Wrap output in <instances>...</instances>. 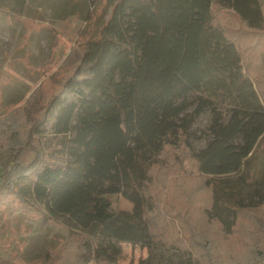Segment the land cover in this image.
<instances>
[{
    "label": "trees",
    "instance_id": "16d2710c",
    "mask_svg": "<svg viewBox=\"0 0 264 264\" xmlns=\"http://www.w3.org/2000/svg\"><path fill=\"white\" fill-rule=\"evenodd\" d=\"M102 1L84 0L91 9ZM106 1L108 18L86 40L73 74L26 137L13 113L0 119V200L12 197L79 234L81 254L99 264H119L118 242L141 243L147 257L138 264H153L158 242L144 189L154 158L167 145L181 141L204 179L208 222L230 235L248 208L245 176L239 185L231 176L243 173L259 143L264 153V97L224 26L210 15L214 9L231 13L252 33L264 30V15L258 0ZM25 5L0 0V17ZM204 114L209 139L194 151L191 128ZM36 133L58 137L56 144L40 147ZM54 150L67 158H49ZM29 151L33 155L24 157ZM109 194L121 195L131 210L111 215ZM250 256L247 264H264V243ZM32 264L53 262L46 253Z\"/></svg>",
    "mask_w": 264,
    "mask_h": 264
},
{
    "label": "rangeland",
    "instance_id": "374dc122",
    "mask_svg": "<svg viewBox=\"0 0 264 264\" xmlns=\"http://www.w3.org/2000/svg\"><path fill=\"white\" fill-rule=\"evenodd\" d=\"M264 15V0H258ZM103 0L91 9L84 0H26L21 12L0 17V119L9 113L17 118L20 136L40 120L49 101L57 95L79 64L86 40L96 35L100 22L108 18L110 6ZM10 7L15 8L11 2ZM90 18L86 21L85 17ZM210 18L224 26L235 43L254 88L264 97V30L247 31L231 13L213 10ZM210 19L208 18V21ZM206 31L202 34L205 37ZM202 43V41H201ZM202 44L200 66L202 68ZM204 89V76L202 87ZM225 108H222L223 112ZM36 121V122H37ZM210 117L204 114L191 128V149L198 151L209 139ZM34 142L52 148L58 137H42ZM259 143L243 173L231 176L235 184L245 176V203L236 226L225 235L204 212L210 192L198 175L187 149L176 142L167 145L154 158L144 189L151 203L147 216L158 242V257L153 264H177L178 259L196 264H247L254 246L264 243V153ZM26 152L24 157L32 156ZM49 158L65 159L54 150ZM108 212L130 211L132 204L119 194L105 195ZM80 236L22 207L12 197L0 200V264H32L46 253L53 264H99L78 247ZM119 264H138L147 257L141 243L118 242Z\"/></svg>",
    "mask_w": 264,
    "mask_h": 264
}]
</instances>
